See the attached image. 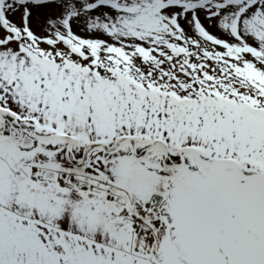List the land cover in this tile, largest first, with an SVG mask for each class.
<instances>
[{
  "label": "snow or ice",
  "instance_id": "obj_1",
  "mask_svg": "<svg viewBox=\"0 0 264 264\" xmlns=\"http://www.w3.org/2000/svg\"><path fill=\"white\" fill-rule=\"evenodd\" d=\"M0 264H264V0H0Z\"/></svg>",
  "mask_w": 264,
  "mask_h": 264
}]
</instances>
